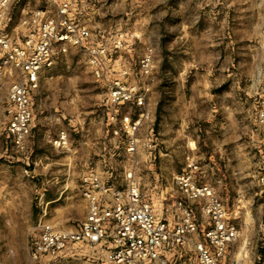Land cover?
Segmentation results:
<instances>
[{"label":"rangeland","instance_id":"1","mask_svg":"<svg viewBox=\"0 0 264 264\" xmlns=\"http://www.w3.org/2000/svg\"><path fill=\"white\" fill-rule=\"evenodd\" d=\"M91 1L81 20L98 26L91 30L94 44L110 47L120 38L122 47L107 57L101 80L78 48L56 57L43 73L47 111L33 120L22 150L5 132L11 79L0 80V264H35L29 246L40 222L64 230L78 226L85 214L79 179L89 171L121 188L125 171L134 167L141 192L160 212L162 195L170 203L176 198V174L159 175L164 132L166 139L177 137V145L166 152L182 155L183 163H172L178 173L188 163L196 166V181L216 187L251 251L264 254V185L259 181L264 177V133L255 126L257 99L264 94V0ZM45 6V0H8L0 29L21 41L23 20ZM149 51L152 71L145 78L139 62ZM114 77L148 85V114L139 140L155 139L152 151L140 144L131 156L124 135L112 133L118 124L109 120L113 109L104 83ZM122 112L132 119L139 114L129 107ZM59 132L67 133L66 148L53 145ZM238 170L245 177L239 193L233 178ZM42 264L104 263L79 250Z\"/></svg>","mask_w":264,"mask_h":264},{"label":"built area","instance_id":"2","mask_svg":"<svg viewBox=\"0 0 264 264\" xmlns=\"http://www.w3.org/2000/svg\"><path fill=\"white\" fill-rule=\"evenodd\" d=\"M7 5L8 0H0V24ZM45 5V9L33 11L23 20L21 41H14L0 29V80L11 79L5 132L20 150L32 130L33 92L56 57L69 47L78 48L101 80L106 76L107 57L122 47L120 38L110 47L94 44L96 36L81 20L83 9L77 0H45ZM139 69L145 78L150 76V51L141 58ZM104 88L106 101L113 109L109 120L113 126L118 124L112 133L124 135L127 153L135 155L140 144L152 151L155 139L143 143L139 140L148 114V85L128 84L114 77L104 83ZM125 107L138 112V116L132 119L129 113H123ZM255 126L264 133V94L257 99ZM67 144L66 132H59L53 140L55 147L66 148ZM195 168L188 163L176 174V198L170 203L162 195L158 213L155 202L142 194L134 167L125 171L121 188L104 182L97 172L83 173L78 185L84 202L83 219L78 226L65 230L40 222L38 235L29 246L31 259L42 264L85 250L104 264H264V254L251 251L248 237L239 234L214 188L196 181ZM259 179L264 185V177ZM260 241L264 251V237ZM251 256L252 260L247 261Z\"/></svg>","mask_w":264,"mask_h":264},{"label":"crops","instance_id":"3","mask_svg":"<svg viewBox=\"0 0 264 264\" xmlns=\"http://www.w3.org/2000/svg\"><path fill=\"white\" fill-rule=\"evenodd\" d=\"M89 2H93L91 0H81V7L83 9V12L86 14L87 9H91L90 8V3ZM92 13H94V10L92 11ZM84 22L86 23L85 25L88 27L89 30H95V28H98L97 25H92L91 22H87L84 20ZM45 81L46 79L44 78V74L40 77V81H39V88L33 92V103H34V121L37 119V115L38 114H42L44 111H47V107L45 105V101L47 98L43 97V95L46 94L47 92V87L45 85ZM181 99H182V94L178 95ZM80 124V123H78ZM76 125V124H74ZM74 125H70L72 127H75ZM33 127V124H32ZM80 128V126H79ZM173 129L174 130H178L179 128L177 127V125H173ZM67 132L68 130L65 129ZM69 134V132H68ZM166 132H164V137L163 139L160 141L161 144H164V147H161V149H158V153L160 156V161H159V175H163V176H168V175H175L178 173L177 171V166L172 164V163H176V162H180L183 163V160L181 159L182 155H180V153H177L176 151L174 153H167L166 152V147L171 146V145H177V137L174 136L173 138H167L166 139ZM175 135V133H174ZM70 136V134H69ZM224 152V150H223ZM224 154V153H223ZM182 167V165H181ZM237 179L238 182V190L237 192H240V180L243 181L244 180V172L243 175H241L240 170L237 171V174L233 177ZM225 180V177L222 181ZM209 184V183H207ZM215 191H217L216 187H214L212 184H210ZM228 185H226V182L222 183V189L224 191H226L228 189ZM144 196L145 194L142 193ZM147 197V196H145ZM224 202H226L223 198H221Z\"/></svg>","mask_w":264,"mask_h":264}]
</instances>
